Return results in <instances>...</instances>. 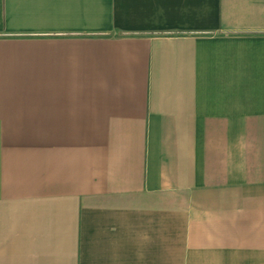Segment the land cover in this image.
Returning <instances> with one entry per match:
<instances>
[{
	"label": "crops",
	"instance_id": "crops-1",
	"mask_svg": "<svg viewBox=\"0 0 264 264\" xmlns=\"http://www.w3.org/2000/svg\"><path fill=\"white\" fill-rule=\"evenodd\" d=\"M0 264H264V0H0Z\"/></svg>",
	"mask_w": 264,
	"mask_h": 264
}]
</instances>
